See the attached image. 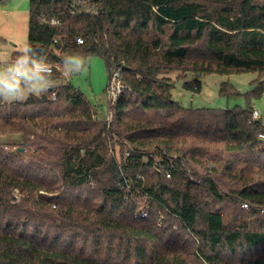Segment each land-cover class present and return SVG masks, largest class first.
<instances>
[{
    "label": "trees",
    "instance_id": "obj_1",
    "mask_svg": "<svg viewBox=\"0 0 264 264\" xmlns=\"http://www.w3.org/2000/svg\"><path fill=\"white\" fill-rule=\"evenodd\" d=\"M92 2L95 15L29 0L27 43L55 66L73 52L103 58L109 78L123 66L126 89L109 122L70 83L0 101V135L21 137L0 144V264H264V123L251 118L264 0ZM174 73L257 79L245 108L192 109L173 100Z\"/></svg>",
    "mask_w": 264,
    "mask_h": 264
},
{
    "label": "rangeland",
    "instance_id": "obj_2",
    "mask_svg": "<svg viewBox=\"0 0 264 264\" xmlns=\"http://www.w3.org/2000/svg\"><path fill=\"white\" fill-rule=\"evenodd\" d=\"M28 20L29 0H0V65L13 60L12 57L18 52V49L28 42ZM87 60L88 65L82 73L70 79H65L62 75V77L56 79V87L53 89L70 83L87 99L96 111L97 118L107 121L109 113L112 115L110 112L111 105L108 103L106 96L109 83L107 67L101 57L93 56L87 58ZM56 70L62 73V66L56 65ZM169 77L174 83L173 100L182 107L221 110H232L236 107L245 108V94L253 88L252 83L257 79V75L254 73L229 76L191 73L179 75L174 73ZM191 80H199L202 83L200 93H191L183 89V84ZM223 83L232 85L240 96L230 98L219 96V87ZM251 107L259 113L260 119L264 123V96L252 100ZM20 141L21 137L17 135H0V144H6L9 148ZM118 150L116 148L117 156L119 155ZM138 203L146 205L143 198H139Z\"/></svg>",
    "mask_w": 264,
    "mask_h": 264
},
{
    "label": "clouds",
    "instance_id": "obj_3",
    "mask_svg": "<svg viewBox=\"0 0 264 264\" xmlns=\"http://www.w3.org/2000/svg\"><path fill=\"white\" fill-rule=\"evenodd\" d=\"M87 65L86 56L70 53L62 59L61 75L70 79L82 73ZM54 72L47 56L25 43L13 60L0 65V101L18 102L41 97L56 87Z\"/></svg>",
    "mask_w": 264,
    "mask_h": 264
},
{
    "label": "built area",
    "instance_id": "obj_4",
    "mask_svg": "<svg viewBox=\"0 0 264 264\" xmlns=\"http://www.w3.org/2000/svg\"><path fill=\"white\" fill-rule=\"evenodd\" d=\"M71 1H72V10H71L72 14L77 13V12H85V13L95 15L98 11L97 3L92 2V0H71ZM41 21L43 23L49 24L51 26L59 25V21L56 19H51V20L47 21L45 18H41ZM54 42L56 43L57 40L55 39ZM76 43L78 45H82L84 43V39L81 37H78L76 39ZM53 66H54V69H56V66L55 65H53ZM123 69H124L123 66L115 67L110 74L108 87L106 89V96L108 99V103L111 106L116 103V101L118 100L121 93L126 89V85L123 83V80H122V70ZM52 99H54V94L52 95ZM111 118H112V115H110V113H109V115L107 117V119H108L107 121L109 122L111 120ZM251 118L253 121H256V120L260 119V115L257 111L254 110ZM259 138L264 141V133H262L259 136ZM154 169L157 172H161V168L158 166V164L154 165ZM166 177L170 178V174L167 173ZM127 188L129 190L135 189V188H132L129 184H127ZM147 217H148V212L146 210L145 205L138 203L137 209L134 213V218L135 219H138V218L146 219Z\"/></svg>",
    "mask_w": 264,
    "mask_h": 264
},
{
    "label": "water",
    "instance_id": "obj_5",
    "mask_svg": "<svg viewBox=\"0 0 264 264\" xmlns=\"http://www.w3.org/2000/svg\"><path fill=\"white\" fill-rule=\"evenodd\" d=\"M125 68V67H124ZM23 149L22 148H19L18 151H22Z\"/></svg>",
    "mask_w": 264,
    "mask_h": 264
},
{
    "label": "crops",
    "instance_id": "obj_6",
    "mask_svg": "<svg viewBox=\"0 0 264 264\" xmlns=\"http://www.w3.org/2000/svg\"><path fill=\"white\" fill-rule=\"evenodd\" d=\"M52 90V89H51Z\"/></svg>",
    "mask_w": 264,
    "mask_h": 264
}]
</instances>
